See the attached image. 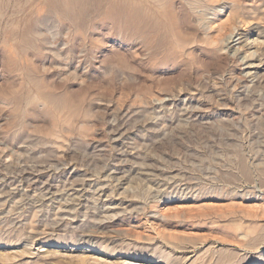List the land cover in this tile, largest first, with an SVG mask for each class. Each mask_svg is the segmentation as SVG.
Here are the masks:
<instances>
[{
  "label": "rangeland",
  "instance_id": "1",
  "mask_svg": "<svg viewBox=\"0 0 264 264\" xmlns=\"http://www.w3.org/2000/svg\"><path fill=\"white\" fill-rule=\"evenodd\" d=\"M127 258L264 264V0H0V264Z\"/></svg>",
  "mask_w": 264,
  "mask_h": 264
},
{
  "label": "bare ground",
  "instance_id": "2",
  "mask_svg": "<svg viewBox=\"0 0 264 264\" xmlns=\"http://www.w3.org/2000/svg\"><path fill=\"white\" fill-rule=\"evenodd\" d=\"M70 1V0H69ZM70 3V2H69ZM125 262H127V263H132V262H135V264H144L143 262H141V261H139V262H137V261H133V260H131V259H129V258H127V259H125ZM130 263V264H131Z\"/></svg>",
  "mask_w": 264,
  "mask_h": 264
}]
</instances>
